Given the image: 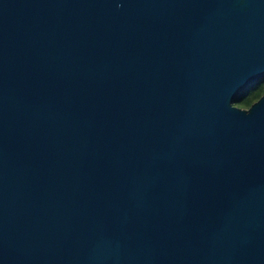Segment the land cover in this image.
Here are the masks:
<instances>
[{"label":"water","instance_id":"1","mask_svg":"<svg viewBox=\"0 0 264 264\" xmlns=\"http://www.w3.org/2000/svg\"><path fill=\"white\" fill-rule=\"evenodd\" d=\"M264 0H0V264H264Z\"/></svg>","mask_w":264,"mask_h":264},{"label":"trees","instance_id":"2","mask_svg":"<svg viewBox=\"0 0 264 264\" xmlns=\"http://www.w3.org/2000/svg\"><path fill=\"white\" fill-rule=\"evenodd\" d=\"M264 93V78L254 83L251 87L241 93L234 101V104L241 108H249L254 102L260 99Z\"/></svg>","mask_w":264,"mask_h":264}]
</instances>
